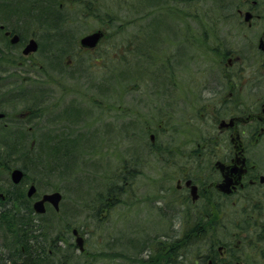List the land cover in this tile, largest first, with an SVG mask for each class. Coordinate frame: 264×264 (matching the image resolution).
Segmentation results:
<instances>
[{
  "label": "rangeland",
  "instance_id": "1",
  "mask_svg": "<svg viewBox=\"0 0 264 264\" xmlns=\"http://www.w3.org/2000/svg\"><path fill=\"white\" fill-rule=\"evenodd\" d=\"M244 1L253 0H72L64 8H56L51 17L66 21L62 31L67 35L70 31L72 39L78 41L98 29L105 31L106 38L95 52L79 55L74 49L70 71L65 69L69 58L60 56L53 101L57 128L51 138L34 139L25 134L10 138L0 129V187H11L10 171L21 168L26 173L20 185L23 192L30 184L37 187V195L27 202L30 206L43 194H62L59 211L47 205L42 216L28 214V204L19 197H11L5 204L10 203L23 220L32 218L33 227L23 235L25 244L12 243L0 202V264H23L30 258L33 264H135L138 258H148L147 242L155 251L160 242L182 238V226L191 227V219H185L184 225V218L176 215L182 210L179 196L159 193L166 183L162 182L163 171L158 179V169L168 162L161 149L171 141L195 146L193 125L188 132L179 116L194 115L196 89L203 82L200 70L208 65L204 35L214 43L222 34L203 29L222 21V30L233 25L236 31L243 23L236 7ZM232 5L235 16L227 24L221 17ZM42 12L45 14L44 9ZM257 32L253 30L252 36ZM235 34L233 40L242 45ZM17 92L7 107L11 114L22 115L34 101ZM167 111L177 116L171 126L162 120ZM150 132L157 135L154 145ZM33 142L36 144L29 151ZM120 176L122 181H118ZM151 181L155 188H148ZM152 198L155 201L146 203ZM161 204L166 208H159ZM165 225H170L169 232ZM73 228L85 239L84 252L75 243ZM226 231L204 232L198 244L191 238L192 245L187 236L188 243L176 262L193 264L198 249L204 256L210 254L215 240L232 243ZM237 244L242 246L243 241ZM236 252L238 257L244 251ZM228 253L233 254L231 249Z\"/></svg>",
  "mask_w": 264,
  "mask_h": 264
},
{
  "label": "flooded vegetation",
  "instance_id": "2",
  "mask_svg": "<svg viewBox=\"0 0 264 264\" xmlns=\"http://www.w3.org/2000/svg\"><path fill=\"white\" fill-rule=\"evenodd\" d=\"M56 1L0 0V91H4L0 93V129L9 133L7 136L10 138L18 134L34 139L52 137L57 128V105L53 101L62 65L60 56L67 55L69 60L65 69L70 71L73 64L70 54L74 49L79 55L95 52L106 38L105 34L95 48H86L81 45V40L90 33L78 41L70 37V31L69 35L64 34L62 28L66 21L51 15L55 16L58 8H64L72 0H61L63 2L59 5ZM24 3L28 5L24 6ZM233 8V5L230 6V12L227 8L221 17L227 24L235 16ZM236 10L237 16L243 17V23L235 27L236 31L233 25L227 31L222 30V21L211 22L203 29L204 32L211 29L222 34L214 38V43L204 35L203 40L207 38L209 48L208 65L200 70L203 82L196 89L194 115L190 114L187 118L184 113L185 117L179 116L184 118L185 126L182 125V128L188 132L193 125L195 146L178 145L171 141L161 149L168 162L158 169V179L163 171L162 182L166 183L159 193L179 196L182 210H178L176 215L184 218V225L185 219H191V227L182 226V238L173 244L160 242L155 251L150 248L151 242H147L146 250L149 249L150 253L145 256L148 258H141L140 261L138 258L135 264H180L176 261L188 243L187 236L189 241L194 237L193 242L198 244L204 232L215 233L225 229L233 242L226 245L222 240H215L210 245L211 253L206 256L199 248L193 264H264V0L244 1L238 4ZM256 29L257 35L252 36L251 32ZM233 32H236L242 45L233 40ZM15 91H18L19 97L34 101V105L22 115L11 114L9 110ZM26 92H31V95ZM183 109L179 112L182 113ZM136 113L135 110L134 117ZM176 117L167 111L162 120L171 126ZM198 121L201 122L198 124ZM149 138L154 145L156 133L150 132ZM35 144L33 142L29 151ZM25 179L24 171L20 183L15 184L10 179L11 187H0V202L5 210L1 215L3 218L10 214L12 206L8 203L5 207V204L10 202L11 197L30 202L37 195L34 184L29 186L36 188L32 197H28L29 188L26 193L23 192L20 185ZM119 180L122 181V176ZM154 183L151 181L148 188H155ZM41 198L34 200L31 206L32 213L37 216L42 215L34 211L33 204ZM152 201H155L154 198L146 203ZM162 207L166 208L161 204L159 208ZM19 215L22 216L21 213ZM222 220L224 224H221ZM165 227L169 232L170 225ZM187 228L190 232H186ZM231 232L233 235L230 236ZM147 233L150 232L147 230ZM239 240L243 241L242 246L237 244ZM190 243L192 245V241ZM228 249L233 254L228 253ZM236 250L244 251L242 256L237 255L239 258L235 257L239 253Z\"/></svg>",
  "mask_w": 264,
  "mask_h": 264
},
{
  "label": "water",
  "instance_id": "3",
  "mask_svg": "<svg viewBox=\"0 0 264 264\" xmlns=\"http://www.w3.org/2000/svg\"><path fill=\"white\" fill-rule=\"evenodd\" d=\"M103 36H104V32L101 30L92 32L82 38L81 45L86 48H95L98 45V43L101 41ZM151 138L153 139V136H151ZM23 177H24V172L20 168H15L11 172V180L15 184L20 183ZM35 192H36V188L34 185H32L28 190V197H32L35 194ZM61 200H62V194L60 192L44 194L40 200H37L33 204V209L37 214L43 215L46 213V204L48 203L52 205L56 211H59V204ZM73 234L76 237L77 247L81 252L84 251L85 249L84 238L79 235L76 229L73 231Z\"/></svg>",
  "mask_w": 264,
  "mask_h": 264
},
{
  "label": "trees",
  "instance_id": "4",
  "mask_svg": "<svg viewBox=\"0 0 264 264\" xmlns=\"http://www.w3.org/2000/svg\"><path fill=\"white\" fill-rule=\"evenodd\" d=\"M21 201H24V203L28 202L27 199L26 200L22 199ZM26 207H27L28 212H29L28 214H31L32 213L31 206L28 204V205H26ZM9 211H10L9 216L4 218L5 219L4 224L7 226V229L11 234V237L13 239L12 243L25 244L23 242L24 241L23 235H24V232H29V230H30L29 228L33 227V225L30 224V223H32V218L29 217V218H26V220L24 218V220H23V217L19 215V211H17L13 206L10 208ZM24 222H25V225H24ZM25 226H27V227H25ZM30 233H32V232H30ZM46 256L48 259H50L49 253H47ZM48 259L45 260L46 263H47ZM31 260H34V259L30 258L27 260H23V264H33L34 261H31ZM49 264H52V263H49Z\"/></svg>",
  "mask_w": 264,
  "mask_h": 264
},
{
  "label": "bare ground",
  "instance_id": "5",
  "mask_svg": "<svg viewBox=\"0 0 264 264\" xmlns=\"http://www.w3.org/2000/svg\"><path fill=\"white\" fill-rule=\"evenodd\" d=\"M170 244H173V243H170Z\"/></svg>",
  "mask_w": 264,
  "mask_h": 264
}]
</instances>
